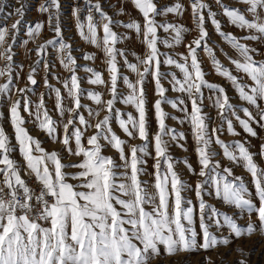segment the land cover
Returning a JSON list of instances; mask_svg holds the SVG:
<instances>
[{
    "label": "snow or ice",
    "instance_id": "1",
    "mask_svg": "<svg viewBox=\"0 0 264 264\" xmlns=\"http://www.w3.org/2000/svg\"><path fill=\"white\" fill-rule=\"evenodd\" d=\"M17 3L20 7L15 9V15L20 19L11 25V32L7 26H0V61L4 62L0 68V79L7 77L6 82L0 84V105L8 107V119L24 165L11 158V153L17 149L0 124V264H154L162 256L208 251L218 246H229L234 240L250 237L257 231L264 234V167L256 160L257 155L264 160V144H261L259 153H253L246 146L248 141L236 140L228 144L219 135L225 122L231 135H240L229 114L251 137L258 135L252 127L253 123L264 128V60H257L256 56L262 53L247 43L264 44V0H213L219 15L225 17L229 25L244 32L243 37L223 31L218 12L213 10L212 4L206 0H189L188 8L198 35L186 44L184 34L190 29L182 24L157 19L170 14L182 16L188 8L180 0L163 7L158 6L157 0H131L142 15V23L132 19L121 26L134 30L137 36L142 37L146 51L143 57H136L138 63H130L125 53L115 47L127 37L113 30L116 22L99 0H84L86 23L81 22V9L73 6L71 14L79 36L99 48L106 57L107 81L101 72L92 67L83 68L84 72L91 74L87 80L89 84L103 85L110 94V98L104 99L99 92H87L97 106L96 109H87L89 116L95 118V123H90L80 113L86 107L81 103L85 90L77 75L73 46L64 39L60 0H49L41 5L39 11L48 13L47 23L54 32V38L35 49L40 59L27 76V81L32 86L37 84V67L41 61H44L45 69L50 67L46 57L49 49H54L59 63L70 73L62 86L73 104L66 109L60 88H53L45 80L46 87L55 92V107L59 115L63 117L67 112L72 116L63 124L62 135L57 134L58 123L45 108L43 96L33 111L31 101L27 99L31 89L14 83L20 79L18 73L14 75L16 68L23 69V65L15 64L16 53L13 51L25 14V5L21 0ZM3 5L4 0H0V12ZM93 12L99 14V21ZM119 14H125L123 7L119 9ZM209 22L237 52L236 59L225 55L236 72L242 75H234L216 57L214 48L209 46L210 37L206 28ZM44 27L39 22L35 26H27L28 39L23 41L24 46L29 41L35 42ZM101 28L102 37L99 35ZM160 30L168 36L162 38ZM180 45H184L186 53H176L179 59L160 50V46L171 50ZM202 47L215 73L231 83L239 98L251 106L255 114L249 107H244L241 110L247 119L241 118L225 88L205 79L206 73L198 59V50ZM118 57H124V65L136 74L135 82L128 76L123 77L127 94L118 89L121 79ZM83 59L94 61L96 57L85 53ZM162 65L178 69L182 78H178L175 72H162ZM149 76L154 80L155 93L159 97L152 105L158 130L151 140L144 87ZM165 79L173 91L186 95L191 102V111L186 106L181 107L185 105L183 98L167 97L168 89L162 84ZM204 87L218 92L214 107L221 125L214 128H210L211 118L202 107ZM14 96L19 98L14 99ZM118 101L132 106L137 115L128 113L124 118V114L115 109ZM164 104H171L183 113L182 118L173 116L171 119L190 125L198 172L188 159L176 161L170 154V142L187 151L185 144L180 142L186 137L183 132L167 125L169 114L164 111ZM24 112L34 118L38 128L53 142L60 143L69 156L79 159L66 164L62 162L59 151H46L41 141L30 135L26 128L28 121ZM101 112L108 115L101 119ZM3 118L4 114L0 111V120ZM113 118L118 119L119 127L130 140L139 139L143 143H129L118 136L111 127ZM88 128H94L95 134L86 136ZM150 144L154 155L149 152ZM213 144L220 146L223 158L233 165L242 166L250 174L255 195L243 177L236 176L231 167H223L216 159ZM107 148L115 150L119 163L116 158L104 154ZM147 156H152L154 160L152 173L146 172L147 160L144 157ZM178 163H182L192 175L203 179L194 187L189 185L176 170ZM24 171L34 178L35 188L21 175ZM146 174L153 177L151 184L142 179ZM189 188L195 192L198 207L184 195ZM206 197L236 210L237 214L232 215L215 207ZM245 215L248 223L242 226L238 221ZM225 228L227 235H224ZM237 251L242 256L247 255L242 248ZM206 264H212L209 258H206ZM238 264H247V261L241 259Z\"/></svg>",
    "mask_w": 264,
    "mask_h": 264
},
{
    "label": "rangeland",
    "instance_id": "2",
    "mask_svg": "<svg viewBox=\"0 0 264 264\" xmlns=\"http://www.w3.org/2000/svg\"><path fill=\"white\" fill-rule=\"evenodd\" d=\"M49 2V0H21V3L25 5V14L20 26L19 34L16 38V44L13 47V51L16 53L14 56V61L16 65H23V69L21 70L19 67L16 68L14 75L17 73L19 74L20 79L18 81H14V83L21 88L28 87L31 89L27 93V99L31 101L32 110L35 111L36 105L40 102V97L43 96L44 99V105L45 108L48 110L50 116L54 119L55 114L59 115L58 109L55 107L56 105V97L55 92L51 91L48 87L45 85V80L48 81V83L53 88H60L62 95L64 96V107L67 109L69 107H73L71 98L67 96V90L63 88L62 82L65 79H68L70 77V73L67 72L63 66L59 63V57L58 53L54 49H49L48 55L46 57L47 62L50 64V67L48 69H45L43 64L44 61H41L40 65L37 67V71L35 73V79L37 80V84L35 86H32L27 81V76L31 72L33 67L37 66V60L40 59L35 49L38 45L45 43L47 40L54 38V32L51 31L48 27V13H41L39 11V8L41 5H45ZM93 2H96V0H93ZM99 2L102 4L104 10L107 12L109 16H111L114 20L115 25L113 27V30L117 32L118 35H124L127 38L121 40L119 43L115 45L117 49L122 50L125 55L127 56V59L130 63H138L136 60L137 56L143 57L146 51L145 45L141 42L142 37H139L136 35L134 30L125 29L121 26L122 23L130 22L132 19H135L142 23V15L138 12V10L134 7V5L131 3V0H99ZM158 6L163 7L164 5L172 4L175 2V0H157ZM181 3L184 4L185 8H188L189 0H180ZM206 2L212 4L213 10L218 12V19H220L222 25H223V31L226 33H232L236 35L237 37H243L245 35L244 32H242L239 29H236L234 26H231L228 24L227 19L221 15H219V9L217 6L213 3V0H206ZM230 2V0H229ZM61 3V27L63 30L64 39L66 42L72 44L73 51L72 55L77 59V65H78V71L77 75L81 79V87L85 90L84 94L81 97V103L85 105V108H82L80 110V113L85 116L86 119L90 121V123H95V118L90 117L88 114L87 109L92 108L96 109L97 106L95 105V102L92 101L88 95L87 92L89 91H96L101 93L102 97L104 99L110 98V94L103 85H91L87 82L88 78L90 77V73H86L83 71L84 67H92L96 71H99L102 73L103 78L107 81L108 80V73H107V66H106V57L104 53L97 48L95 45H91L84 40L81 39V37L78 34V30L76 28L75 18L71 14V10L73 6H78L81 9V22L86 23V10H85V4L84 0H60ZM238 7H243V5H235ZM20 7V3H17V0H4L3 5V11L0 12V26H7L11 32V25L15 23L17 19H20L17 15H15V9ZM123 7L125 14L121 15L119 14V9ZM9 13H12V15H9ZM93 16L97 21L100 20L99 14L93 12ZM160 22H164L167 20L168 22L172 23H178L182 24L186 28L190 29L191 31L186 32L184 34V43H188L192 41L196 36L198 35L197 30L194 26V21L191 18L190 14V8H188L187 11L184 12L182 16H174L169 15L168 17H158L157 18ZM43 23L45 25L41 35L35 40V42L29 41L27 46H24L23 41L28 39L26 30L27 26H35L36 23ZM53 25L55 24V21L53 20ZM206 28L209 32V46L213 47L216 53V57L221 61V63L232 70L234 75H242L238 72H236L233 65L230 64L229 60L227 59V56H231L233 59L238 58L237 52L230 47L216 32L214 29V26L211 25V23L206 24ZM99 35L102 37L103 32L102 28L99 30ZM159 35L164 38L167 37L168 34L164 33L162 30H160ZM9 42H11V38L9 39ZM252 47H256L262 55L256 56L257 60H264V44H260L258 42H247ZM223 49V51H221ZM160 50L162 52H167L169 55L174 56V58L179 59V57L176 56V53H186V49L184 45H180L175 49H167L163 46H160ZM92 54L96 57L94 61H86L83 59V55ZM227 54V56L225 55ZM198 59L201 61L202 68L204 72L206 73L205 79L210 82L217 85H221L225 88L229 98L230 102L236 107L237 114L243 118L247 119L245 117L243 111L241 110L244 107H249V110L253 111L255 114V110L246 104V102L242 101L238 93L235 91L233 86L229 81H227L226 78H223L219 75H217L212 67V64L208 58L207 53L203 50V47L198 50ZM118 67L120 69L121 79L118 82V89L120 92L127 94V86L123 84V77L128 76L130 80L135 82L136 80V74L132 73L125 65H124V57H118ZM4 66V62L0 61V68ZM161 71L164 73H170L175 72L178 78H182V74L179 72L178 69H175L173 67H170L168 65H162ZM59 78V79H58ZM7 77L0 79V84H3L6 82ZM162 84L165 88L168 89L167 97L169 99H177V98H183L185 100V105L181 107H187L188 111H191V102L187 99L185 94L175 92L171 89L170 84L168 83V80L165 79L162 81ZM145 90L147 94V108H148V120H149V128H150V137L151 140L152 135H154L157 130V122L154 115V109L152 107L154 101L158 99L159 97L155 93V83L151 76L147 77L145 80ZM203 91V111L208 114V116L211 118L209 121L210 128H214L221 125V120L217 114V111L214 107V101L216 96L218 95V92L212 89H208L206 87L202 88ZM14 99H17L19 97L14 96ZM163 109L165 112L169 114V119L166 121L167 125L170 128H174L177 130V132H183L186 139L184 141H180L181 143L185 144V147L187 148V151H183L179 147H177L175 142H170V154L173 156L174 160L176 161H183L184 159H188L189 162L193 165V167L196 169V171H199V166L197 163V156L195 153V143L193 140V137L191 135V127L190 125L185 122L184 124H180L177 120L171 119V117H183V113L178 111L177 109H174L171 104H164ZM115 109L119 110L120 113L124 114V118L127 117L128 113H132L134 116L137 115L135 109L130 105H124L122 102H117L115 105ZM0 111L3 112L4 118L3 120H0V124L3 125L6 134L11 138V143L14 148H16V151H13L11 153V158L17 161L21 166L24 165V160L22 155L18 151V145L15 140V134L14 129L10 124V121L8 119L9 111L8 107L4 105H0ZM27 124L25 125L28 129L30 135H32L34 138L39 139L41 141V146L46 151H53L57 150L59 151L62 162L64 163H72L78 160L77 157H71L68 155L66 151L63 150V147L60 143L53 142L52 139L44 132L41 131L38 128V125L34 122V118L28 116L26 112L23 113ZM67 118H72L71 114H67ZM104 115H108L106 112H101L100 118L102 119ZM229 119H232L233 125L237 132L240 133L239 136H233L231 135L227 130V124L226 122L223 124V131L219 133L220 138L228 144H232L233 141L240 140V141H248L249 143L246 144L247 147H249L250 151L253 153H259L261 144H264V128L259 127L257 124L253 123L252 127L257 132V137H251L247 133H245L242 129V127L239 125L238 121H236L235 117L231 116L229 114ZM83 128V126H80ZM111 127L116 132L118 136H120L122 139L128 141L129 143L133 144H141L143 143L139 139L130 140L126 134L122 131V129L119 127L118 119L113 118L111 122ZM72 129H69V132L71 133ZM95 134L94 128H88L86 130V136H90ZM57 145H56V144ZM212 150L217 153L216 159L220 161L221 165L223 167H231L234 174L236 176H241L245 180L247 186L252 190L253 195H255L254 187L251 183V177L250 174L247 173V171L240 165H233L231 162L227 161L226 158H223V151L220 148L219 145L213 144ZM149 152L154 155V150L149 145ZM105 155L112 156L113 158L118 160L117 153L114 149L107 148L104 152ZM144 159L147 160V164L145 165L146 172L152 173L154 172L153 164L154 160L152 159V156L144 157ZM257 162L264 167V160H261L260 157L256 156ZM163 168V164H162ZM71 171V169H69ZM176 170L180 173L181 178L188 183L191 186H195V184L198 181H201L203 178L192 175L188 169L182 164L178 163L176 165ZM28 174V173H27ZM23 177L26 175L24 172L21 173ZM143 180L148 181L149 184H151L153 177L150 175H144L142 177ZM75 183V181H72ZM184 195L193 201L194 205H197L198 207V199L195 195V192L192 190V188H189ZM209 203L214 205L217 208H221L223 211L228 212L229 214L236 215L237 212L234 209H230L226 205H222L221 202L211 198L206 197ZM252 220L255 222L256 217L255 215L252 216ZM242 226H246L248 223V217L245 215L238 221ZM197 231H199V221L197 219L196 223ZM213 231H215L213 229ZM228 231L225 228L224 229V235H227ZM217 235H220V233H217ZM243 249L245 253H247L246 256H242L237 249ZM206 258H209L212 262V264H238V261L241 259H245L247 261V264H264V234L261 233V231H257L255 234H253L250 237H243L238 240H234L233 243H231L229 246H218L215 249H211L208 251L200 250L198 252H192V253H181L176 256L172 257H166L162 256L160 258H157V260L154 262V264H206Z\"/></svg>",
    "mask_w": 264,
    "mask_h": 264
},
{
    "label": "crops",
    "instance_id": "3",
    "mask_svg": "<svg viewBox=\"0 0 264 264\" xmlns=\"http://www.w3.org/2000/svg\"><path fill=\"white\" fill-rule=\"evenodd\" d=\"M68 113L66 112L65 115L63 117H61L60 115H56L54 116V120L57 121L58 123V135H62V128H63V124L67 121V115ZM56 144V143H55ZM57 145V144H56ZM25 175H28L26 171H24Z\"/></svg>",
    "mask_w": 264,
    "mask_h": 264
},
{
    "label": "built area",
    "instance_id": "4",
    "mask_svg": "<svg viewBox=\"0 0 264 264\" xmlns=\"http://www.w3.org/2000/svg\"><path fill=\"white\" fill-rule=\"evenodd\" d=\"M26 181L29 182L30 185H32L34 188L36 187V182L34 180L33 177H31L30 174L26 175L25 177H23Z\"/></svg>",
    "mask_w": 264,
    "mask_h": 264
}]
</instances>
